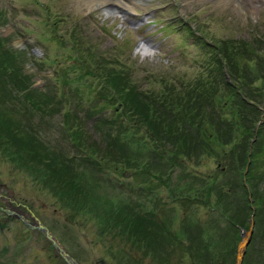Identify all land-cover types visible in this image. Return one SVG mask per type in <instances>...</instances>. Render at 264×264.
<instances>
[{
    "label": "rangeland",
    "instance_id": "rangeland-1",
    "mask_svg": "<svg viewBox=\"0 0 264 264\" xmlns=\"http://www.w3.org/2000/svg\"><path fill=\"white\" fill-rule=\"evenodd\" d=\"M121 2L131 5L128 2L136 3V0ZM0 8L5 17V23L0 25L1 48L7 50L10 59L17 55L12 51L25 52L24 72L30 76L34 85L42 89L49 87L52 94L61 91L66 97L49 115L40 112L35 117L36 123L53 124L52 128H47L46 124L44 126L50 143L59 148L65 146L66 150L71 148L70 136H76L75 129L72 131L73 128H67L70 134H64L62 128L82 119L89 129L88 135L98 139V135L91 129L93 120L100 118L110 121L116 117L115 114L106 115L111 108H105L104 102L100 101L101 97L109 98V87H113L111 80L107 84L104 74H108L111 79L113 75H119L120 78L126 76L131 84L142 91L159 90L162 86H170L172 83H186L193 80V77L197 79V75L206 71L204 63L209 57L206 47L199 45L195 38L200 32H203L205 39H212L213 42L226 37L246 39L252 44L250 58L253 60L245 63L254 71L260 64L264 65V0H146L145 3H137L134 6L136 14H125L122 19L118 15L104 17L101 7L87 5L83 0H0ZM141 19H144V22L142 20V24L138 25ZM136 22L138 27L132 29ZM141 40L150 46L151 54L143 55L137 50ZM72 45L80 52L79 59H72L75 50ZM239 65L242 63L239 62ZM9 70L12 72L14 69L10 67ZM100 74L106 89L100 90V85L96 87L95 78ZM3 78L7 77H2L1 80ZM257 80L258 86H264L261 79ZM18 88L7 80L5 89L0 87V97L6 100L5 103L14 102ZM31 104L32 101H25V104L19 107L21 113L26 115V108ZM60 107L66 110L63 116L58 113ZM88 113L92 117H89ZM114 122L112 136L118 139L117 143L124 152L139 155V165L145 163L148 166L147 163L155 161L152 149L156 145L151 136L147 137L145 144L140 143L145 133L137 118L124 120L123 117H116ZM105 127L108 125L102 124V128ZM43 134L45 136L44 132ZM72 142L77 144V141ZM212 146L217 157L203 155L198 160L177 158L179 165L172 170V179H157L162 168L156 169L158 172H155L153 178L150 176L151 178L147 179L149 175H144L140 167L130 170L121 167L125 159H122L117 167L110 164V176L114 175V180L119 178V183L123 181L121 177L125 179L121 188L127 195H131L135 202L154 207L159 200L166 212L175 217L173 224L170 221L168 223L172 227L170 241L168 238L163 240L159 249L155 248L154 252L157 254L152 258L143 256L144 251L135 249V246L123 239L124 236L120 235L121 238L114 240L110 234H101L100 227L94 221L70 218V211L60 200L59 192L53 196V177L48 176V188H38L37 183L31 181L29 176L14 170L9 161L0 155V183H3L4 190L12 191V197L17 203L30 207L35 216L53 228L55 234L64 240L69 252L76 256L79 264H224L223 258L228 264H233L235 254L229 253L228 250L225 252L223 240L221 242L218 239L221 236L220 230L226 225L218 212H211L204 205L194 201L183 205L181 201H175L178 194L174 193L171 197L165 187L167 184L175 187L179 183L178 176L182 170H186L198 176L200 180L202 177L205 180L209 178L219 186L218 193H203L211 204L243 199L245 192L240 189L241 184L238 183L240 174L228 164L231 144L221 145L214 141ZM77 147L81 152L80 150L86 149L87 146L81 144ZM163 147L162 155L165 157L170 152V144L164 142ZM66 150L63 153L65 158L68 157ZM91 153H94L93 149ZM105 157L106 160L110 159L106 154ZM162 160L163 156L159 160L160 163ZM160 163L158 167H162ZM182 163L186 167L182 168ZM147 168L149 167L145 169ZM82 169L83 166H80L78 171ZM91 169V172L98 174L95 167ZM151 169V172H154V167ZM47 172L49 169L44 173ZM103 173L106 172L101 174ZM143 182L146 183L143 185ZM103 184L107 187L104 179ZM197 186L199 187L198 183ZM259 188L253 189L254 199L264 198L263 191ZM105 191L106 189H101L94 197L96 206L93 210L98 214L102 212V202L107 203L112 199L115 201L119 197L117 193L120 192H109L112 197L109 198ZM64 194L69 196L71 202H77L78 196L72 192L64 191ZM163 207L159 206L160 212L164 211ZM156 208L158 209V206ZM212 219L215 221L212 222ZM186 222H195L199 227L201 224L210 228L208 233L213 235L211 242H217V246L207 245V238L204 242L207 249L211 247L210 253L214 261L210 257V260H207L200 256V248H196L198 252L192 253L191 257L184 253L183 246L179 249L180 243L175 245ZM1 224L4 227L0 231V264H63L49 243L36 230H27L19 222H0ZM199 233L195 229L190 231V235ZM254 241L245 255V264H260L257 259L264 256L263 252H260V249H263L260 236L255 237ZM164 243L169 251L163 247ZM183 243L184 246L188 244L186 240ZM4 246H7V251H2Z\"/></svg>",
    "mask_w": 264,
    "mask_h": 264
},
{
    "label": "trees",
    "instance_id": "trees-1",
    "mask_svg": "<svg viewBox=\"0 0 264 264\" xmlns=\"http://www.w3.org/2000/svg\"><path fill=\"white\" fill-rule=\"evenodd\" d=\"M2 21V12L0 11V23ZM252 51V44L245 40H239L237 43L224 41L219 56L212 57L206 71L197 75V79L193 77V80L186 83H172L170 86H162L159 90L144 92L131 84L126 76L120 78L119 75H113L111 79L108 74H104L107 84L111 80L113 86L110 87L112 91H108L107 97L109 98L105 99V103H121L124 106L123 114L127 115L129 119L137 118L138 123L149 132L157 143L161 145L164 142L169 143V151L175 156L191 159L202 154L217 157L212 142L218 141L221 145L231 144L229 162L233 166L230 167L235 171L239 170L241 175L242 168L247 161L253 128L261 114L259 105H261L264 95V86L256 84L257 79H261L264 85V65L257 66L255 72L254 69L248 67L249 64L245 63L253 60L250 58ZM15 52L12 51L17 55H13V58L10 59L7 50L0 46V80L2 77H7L0 81V87L3 89H5L6 81L10 78H15L12 81L15 85H22L23 75L20 67L22 54ZM239 62L242 65H239ZM223 65L227 69L231 82L224 77ZM10 67L14 69L12 72L9 70ZM44 98L45 103L50 102L49 97L44 96ZM26 99L27 97H24V101ZM28 100L31 101V98ZM36 100L38 99L36 98ZM46 108L52 112L54 105H48ZM18 115H21V112L15 106L0 103L1 153L18 167L49 169V175H43L45 178L42 181L48 184V176L53 177V195L56 196L59 192L60 200L72 212L73 218L88 222L94 221L102 233L110 234L114 240L124 236L125 241H129L131 245L135 246V249L144 251L143 256L147 255L149 258L157 254L154 251L159 249L163 240L168 238L167 240L170 241L171 233L164 226L167 222L166 217L162 219V223H159L154 212L139 211L137 210L139 206L136 203L119 204L107 201V203L102 202L101 204V207L104 208H102L101 214L94 211L93 207L96 206L94 197L100 193L101 180L88 175V173L93 174L89 172L90 167H84L81 171L70 167L74 160L70 158L67 163L56 147L48 145L47 141L39 137L37 128L34 129L29 119L24 122L23 118ZM78 128L84 132L81 123ZM94 129L100 133L97 126ZM108 132L110 133V131ZM112 148L119 147L113 146ZM117 153L121 154L123 151L118 149ZM225 153L227 152L225 151ZM263 154L264 121L258 127L257 140L252 144L250 157L253 163L250 167H256L257 160L264 158ZM252 172L253 169L250 168L247 173L249 184L263 179L261 173L253 175ZM256 184L250 187L253 188ZM214 187H218V185L211 184L208 189L212 192ZM240 189H242L241 186ZM64 191L72 192L78 196L77 202H71ZM262 200L264 202V198ZM262 204L261 202L260 209H257L260 235H264V207ZM217 207L221 214L227 215L232 224L247 225L249 207L245 195L243 199L235 202L224 201L221 204L218 202ZM196 227L195 222L190 224V231ZM197 232L200 233L194 236L189 235V246L196 252H198L196 248H200V252H202L200 256L210 260L209 257L212 258L210 249L216 247L217 242H211L212 234L209 235L208 232L201 229ZM206 238L208 239L207 245H211L208 249L204 242ZM218 239L221 242L223 240L226 247L225 252L228 250L229 253L234 254L235 242L238 239L237 230L233 233L227 231ZM163 247L166 249L165 243ZM170 253L172 252L170 251ZM212 260L214 261L213 258ZM222 260L224 264H228L226 259Z\"/></svg>",
    "mask_w": 264,
    "mask_h": 264
},
{
    "label": "water",
    "instance_id": "water-1",
    "mask_svg": "<svg viewBox=\"0 0 264 264\" xmlns=\"http://www.w3.org/2000/svg\"><path fill=\"white\" fill-rule=\"evenodd\" d=\"M252 226H253V223L251 224V229H252ZM37 227H38L39 229H43V228H44V227H43L41 224H39V223H38ZM251 232H252V230H251L250 232H248V236H247V238L244 239V240L241 242L240 246L238 247V250H237V258H236V264H242V258H243L244 252H245V248H246V246H247V244H248V242H249V240H250ZM51 240H52L54 246H56V247L58 248V251L62 254V256L64 257V259L67 260V262H68L69 264H76V262L74 261V259H72V257H71L68 253H66V252L62 249V247H60V245H59L58 243H56V241H55L54 239H51Z\"/></svg>",
    "mask_w": 264,
    "mask_h": 264
},
{
    "label": "bare ground",
    "instance_id": "bare-ground-1",
    "mask_svg": "<svg viewBox=\"0 0 264 264\" xmlns=\"http://www.w3.org/2000/svg\"><path fill=\"white\" fill-rule=\"evenodd\" d=\"M84 3H86L87 5L91 4V5H97L100 4L102 6L111 8V9H119V5L121 4V0H83ZM125 4V3H123ZM127 7L128 9H132L130 6V8L128 6H124ZM147 45L146 44H141L140 45V49L145 52L147 50ZM240 246V245H239Z\"/></svg>",
    "mask_w": 264,
    "mask_h": 264
}]
</instances>
